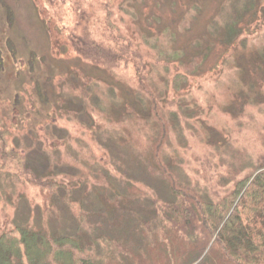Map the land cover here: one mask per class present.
Here are the masks:
<instances>
[{
	"label": "rangeland",
	"instance_id": "374dc122",
	"mask_svg": "<svg viewBox=\"0 0 264 264\" xmlns=\"http://www.w3.org/2000/svg\"><path fill=\"white\" fill-rule=\"evenodd\" d=\"M95 2L100 9L109 4L116 24L133 31L148 55L155 86L170 93L177 106L192 116L189 123L195 133L184 132L189 149L179 152L187 172H191V155L213 152L225 158L223 151L231 149L254 159L257 151L263 150L264 63L259 64L256 57L264 56V0H0L1 53L4 57L8 50L16 53L11 62L0 60V106L19 110L13 129L19 149L43 159L42 169L59 174L67 187L85 183L81 194L86 190L98 201L104 199L103 189L109 192L106 197L114 195L108 190L113 189V179L121 185L112 168L121 165L110 157L106 137L118 141L114 148L110 143V148L127 154L130 165L141 166L146 158L147 109L144 97L132 91L130 68L115 75L103 72L79 60L64 38L72 32L82 37L74 29L81 16L76 11ZM257 11V24L245 27L242 23ZM48 22L61 36L57 41L47 33ZM239 27L240 37L224 48L221 37ZM37 69H41L36 72L38 85L30 79L31 71ZM51 74L55 78L47 82ZM46 88L50 90L49 110L37 103V90ZM73 95L94 121V138L74 119ZM65 106L68 109L61 111ZM54 142L58 147L51 149ZM15 192L14 202L16 195L25 196L21 209L26 207L31 214V207L39 202L36 192L17 183ZM98 201L93 205L101 210ZM119 204L120 199L110 205L118 208ZM79 206L74 203L72 211L78 214ZM104 206L110 208L108 203ZM13 215L11 208L0 203V226L5 217ZM88 216L94 224L91 214ZM60 219L63 224L64 218ZM115 223L118 221L111 220L109 225ZM80 236L86 247H92L86 230Z\"/></svg>",
	"mask_w": 264,
	"mask_h": 264
},
{
	"label": "trees",
	"instance_id": "16d2710c",
	"mask_svg": "<svg viewBox=\"0 0 264 264\" xmlns=\"http://www.w3.org/2000/svg\"><path fill=\"white\" fill-rule=\"evenodd\" d=\"M258 12L242 24L247 28L257 24ZM76 14L81 16L74 29L82 37L72 32L64 38L77 58L110 75L129 68L132 72V91L144 97L147 109L146 158L141 166L130 165L127 154L111 150L118 141L106 137L110 157L121 165L110 164L121 185L113 179V189L108 190L114 195L106 197L109 192L103 189L104 199H92L86 190L81 194L85 183L67 187L59 174L42 169L43 159L19 149L13 130L19 110L0 106V203L14 211L0 226V264H264V148L254 159L231 149L223 151L225 158L213 152L191 155V172H187L179 152L189 149L184 132H194L189 123L192 116L177 106L170 93L155 86L139 39L129 27L116 24L107 3L101 9L98 2L79 6ZM7 18L9 23V15ZM46 27L51 40L60 39L54 25L48 22ZM241 34L240 27L224 34L220 44L231 47ZM15 54L14 49L8 50L4 57L0 48V60L11 62ZM261 56L256 57L259 64L264 63ZM38 70L29 73L32 81L40 79ZM53 78L51 74L46 81ZM49 91L37 90V103L47 110L51 107ZM62 97L67 100L65 94ZM57 101L63 106L67 102ZM70 101L77 108L74 119L94 138L95 124L87 108L77 95ZM64 109L68 108L61 111ZM56 143L51 149L58 147ZM15 183L36 192L39 202L33 208L30 205L31 214L26 207L21 209L25 196L16 195L14 202ZM119 199L118 208L111 207ZM97 201L110 208L101 204L102 209L97 210L93 205ZM74 203L80 205L78 214L72 211ZM111 220L118 223L111 226ZM83 229L92 247L85 246L80 236Z\"/></svg>",
	"mask_w": 264,
	"mask_h": 264
}]
</instances>
